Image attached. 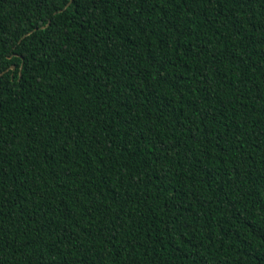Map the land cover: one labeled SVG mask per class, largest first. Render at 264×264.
Masks as SVG:
<instances>
[{"label": "trees", "instance_id": "trees-1", "mask_svg": "<svg viewBox=\"0 0 264 264\" xmlns=\"http://www.w3.org/2000/svg\"><path fill=\"white\" fill-rule=\"evenodd\" d=\"M0 264H264V0H0Z\"/></svg>", "mask_w": 264, "mask_h": 264}, {"label": "water", "instance_id": "water-1", "mask_svg": "<svg viewBox=\"0 0 264 264\" xmlns=\"http://www.w3.org/2000/svg\"><path fill=\"white\" fill-rule=\"evenodd\" d=\"M14 66H12V68H13Z\"/></svg>", "mask_w": 264, "mask_h": 264}]
</instances>
